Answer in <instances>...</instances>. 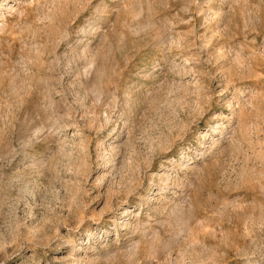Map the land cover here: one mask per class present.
<instances>
[{"label": "rangeland", "instance_id": "1", "mask_svg": "<svg viewBox=\"0 0 264 264\" xmlns=\"http://www.w3.org/2000/svg\"><path fill=\"white\" fill-rule=\"evenodd\" d=\"M0 264H264V0H0Z\"/></svg>", "mask_w": 264, "mask_h": 264}]
</instances>
